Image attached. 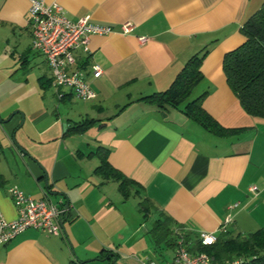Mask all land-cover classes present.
<instances>
[{"label": "crops", "instance_id": "obj_1", "mask_svg": "<svg viewBox=\"0 0 264 264\" xmlns=\"http://www.w3.org/2000/svg\"><path fill=\"white\" fill-rule=\"evenodd\" d=\"M59 4L72 22L87 17L115 30L124 23L133 27L127 36H90L89 54L74 53V69L96 94L84 102L69 88L54 87L45 58L32 48L29 0H0V62L8 59L17 70L34 73L39 89L52 90L57 102L49 113L44 106L31 111L3 100L0 215L8 222L17 218L7 194L13 187L67 210L65 240L28 230L0 245V264H171L173 246L156 243L151 232L160 215L198 235L217 231L232 204H238L228 227L234 235L264 229V120L245 114L221 64L244 42L243 23L264 0ZM139 37L147 43L141 45ZM202 51L203 80L191 98L207 93L201 102L206 114L219 127L238 130L227 137L180 110L142 100L167 90ZM93 64L102 71L97 79ZM103 165L125 180L126 193L98 170ZM252 186L258 190L254 197L247 190Z\"/></svg>", "mask_w": 264, "mask_h": 264}, {"label": "trees", "instance_id": "obj_2", "mask_svg": "<svg viewBox=\"0 0 264 264\" xmlns=\"http://www.w3.org/2000/svg\"><path fill=\"white\" fill-rule=\"evenodd\" d=\"M241 34L244 42L224 56L221 62L222 70L228 89L232 91L245 114L264 120V5L243 23ZM205 55L206 51H202L192 56L167 90L142 100L162 110L167 108L180 110L208 132L218 137H227L238 130L219 127L206 114L201 102L207 93L191 98L193 89L203 80L200 67ZM98 170L107 174V177L118 180L122 192H127L125 180L113 173L107 165ZM152 228L156 243L165 242L173 246L175 251L176 242L181 237L188 253L192 255L204 253L212 259V264H223L235 259H241L242 264H264V229L246 236L234 235L228 231L226 234H219L214 244L202 246L198 235L185 231L183 227L173 226L171 219L165 214L160 215Z\"/></svg>", "mask_w": 264, "mask_h": 264}, {"label": "built area", "instance_id": "obj_3", "mask_svg": "<svg viewBox=\"0 0 264 264\" xmlns=\"http://www.w3.org/2000/svg\"><path fill=\"white\" fill-rule=\"evenodd\" d=\"M59 5V0H51L50 3L44 0H29L31 46L45 58L55 88H69L77 99L91 102L95 100L96 94L85 82L84 74L80 69H74L76 68L74 53L81 51L85 55L89 54L90 36L104 37L112 34L127 36L130 35L133 26L130 23H124L115 30L111 26L93 24L87 17L72 22L65 18V12ZM147 40L146 37H139L137 41L143 45L147 43ZM90 69L94 79L102 75L98 65L93 64ZM247 190L253 197L258 194L255 186ZM7 194L16 209L17 218L8 222L0 215V245L10 243L16 236L28 230L65 240L60 222L67 210L59 209L47 198L40 201L30 199L16 187L8 189ZM237 207L238 204L227 206L228 214L217 231L198 233L199 243L202 246L214 244L219 234H226L229 231L228 227L233 223L231 211ZM183 242L184 240L179 237L171 264H212V259L204 253L196 255L188 253ZM141 264L156 263L146 260ZM223 264H242V260L235 259Z\"/></svg>", "mask_w": 264, "mask_h": 264}, {"label": "rangeland", "instance_id": "obj_4", "mask_svg": "<svg viewBox=\"0 0 264 264\" xmlns=\"http://www.w3.org/2000/svg\"><path fill=\"white\" fill-rule=\"evenodd\" d=\"M17 68L18 66L14 64L13 67V63L8 59L0 62V110L6 98L9 102L22 104L31 111L36 106L38 108L44 106L43 108L49 109L51 113L53 111L51 108L57 105L56 100L51 96L52 90H40L37 84L38 77L34 73Z\"/></svg>", "mask_w": 264, "mask_h": 264}, {"label": "water", "instance_id": "obj_5", "mask_svg": "<svg viewBox=\"0 0 264 264\" xmlns=\"http://www.w3.org/2000/svg\"><path fill=\"white\" fill-rule=\"evenodd\" d=\"M22 121H23V118H22ZM21 121V122H22ZM63 221H61L60 223H61V229H62V231H63V236H65V230H64V223H62ZM69 244V243H68ZM70 246V245H69Z\"/></svg>", "mask_w": 264, "mask_h": 264}]
</instances>
